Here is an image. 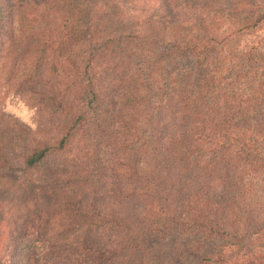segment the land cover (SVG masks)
Listing matches in <instances>:
<instances>
[{"label": "trees", "instance_id": "1", "mask_svg": "<svg viewBox=\"0 0 264 264\" xmlns=\"http://www.w3.org/2000/svg\"><path fill=\"white\" fill-rule=\"evenodd\" d=\"M140 1L0 0V120L23 167L111 147L135 202L96 248L1 213L0 264H143L156 236L166 264H264V0H181L173 22H137ZM23 109L59 136L35 138Z\"/></svg>", "mask_w": 264, "mask_h": 264}, {"label": "rangeland", "instance_id": "2", "mask_svg": "<svg viewBox=\"0 0 264 264\" xmlns=\"http://www.w3.org/2000/svg\"><path fill=\"white\" fill-rule=\"evenodd\" d=\"M163 1L166 2L165 13H162L163 9L158 3L148 0L151 5L144 8L137 17V22L149 16L160 22L170 19L171 15H174L171 22L182 18L184 7H181V0ZM245 39H254V36H246ZM116 109L121 113L124 107L117 103ZM20 112L19 116L31 125L29 133L35 138L51 142L59 136L61 120L41 118L36 123L33 115L31 117L26 110ZM15 130L14 127L3 125L0 120V176H4L0 181L7 184L0 192V214L3 213V221L11 220L19 225L20 216L25 209L33 210L39 222L40 237L85 241L87 246L94 248L104 241L102 227L108 225L118 229L123 218L133 222L128 218L134 216L135 202L127 198L123 206L122 187L117 177V168L118 165L121 167L122 161H113L111 147H100L91 157L70 156L62 162L49 159L48 164L26 169L21 162L17 145L13 147L9 141ZM88 218L97 225L93 229H83L81 226ZM171 241L170 238L161 240L160 236L147 240L149 252L145 255L146 261L143 264H166L171 248L168 244ZM27 255H32V258ZM34 255L32 251L24 252L19 256V264L26 261L38 264V256ZM100 262L102 264L104 258Z\"/></svg>", "mask_w": 264, "mask_h": 264}]
</instances>
